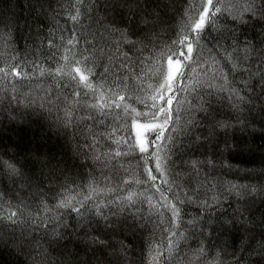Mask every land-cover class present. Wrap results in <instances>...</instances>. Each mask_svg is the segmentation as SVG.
<instances>
[{
	"label": "trees",
	"instance_id": "trees-1",
	"mask_svg": "<svg viewBox=\"0 0 264 264\" xmlns=\"http://www.w3.org/2000/svg\"><path fill=\"white\" fill-rule=\"evenodd\" d=\"M139 3L143 11L133 3L131 10L112 12L104 0H0V67L20 63L28 74L0 77V155L22 172L12 177L0 171V264H149V246L167 244L171 213L161 207L160 194L147 193L159 213L145 205L146 196L124 200L129 190L145 191L121 185L136 170L138 153L104 155L124 135H99L119 124L115 113L101 125L81 119L88 112L82 109L74 123L60 125L71 89L54 71L40 73V67L63 63L59 56L75 32L79 50L92 53L93 80L106 94L116 85L131 95L146 88L155 80L146 78L154 58L177 39L186 11L199 0ZM250 3L222 0L224 11L200 39L208 63L191 73L190 90L179 94L180 119L162 153L171 190L157 183L180 210L174 230L182 236L170 256L153 264H264V11L257 4L253 16L246 11ZM74 6L81 8L76 23L70 19ZM145 12L147 26L140 23ZM113 26L135 38V46L123 43ZM216 70L227 77L223 91L218 86L225 81L213 79ZM120 150L129 151L126 144ZM90 186L98 190L85 201ZM65 196L74 197L71 206L57 207ZM10 211L17 212L15 222L7 218ZM101 239L102 245L94 243Z\"/></svg>",
	"mask_w": 264,
	"mask_h": 264
},
{
	"label": "snow or ice",
	"instance_id": "snow-or-ice-1",
	"mask_svg": "<svg viewBox=\"0 0 264 264\" xmlns=\"http://www.w3.org/2000/svg\"><path fill=\"white\" fill-rule=\"evenodd\" d=\"M86 0H76V5H83ZM105 6L108 10L115 12L118 9L125 7L131 10L132 4L135 3L136 9L143 11L140 8L139 0H104ZM260 5V10L264 11V0H251L247 12L253 16L256 14V5ZM222 0H199L198 4H194L186 11L188 22L184 28L181 29L177 39L173 40L171 45L167 47L166 51H161L157 57L154 58V70L150 68L151 75L146 74L148 80L155 77L154 82L148 83L147 87L141 86L138 92L134 95L128 94L125 89H121L120 85H116V89L109 88L108 93L104 91L103 84L94 82L93 77L97 75L94 71V65L89 66V61L92 58V53L85 49L81 52L77 47L80 43V38L77 33L73 32L71 38L67 40V46L64 48V54L59 56L63 63H58L57 67L53 69H44L40 67L41 75L47 71L49 74L55 72V75L65 80V86L71 89L65 96L66 104L63 109V116L58 117L60 125L68 127L76 120V113L82 109H87V115L81 116V119L92 120L95 124L99 122L101 125L105 124V119L108 116H113V121H119L115 124L112 130L100 132L99 135L107 140H112L113 136L123 131L124 135L117 136L113 143L117 145L114 152L105 153L110 159L128 155L129 152L138 153V164L136 170L131 173V178H125L121 181V185H142L145 186V191L135 192L129 190L127 196L124 197L129 203H134V198L137 196H146L150 206L152 205L153 197L147 195L152 189H155L160 194L162 201L161 207L167 209L171 213L170 224L171 228L164 229L168 233L166 237V245L149 246V256L151 260L149 264H153L158 258L170 256L177 248V238L182 236V233L175 231L180 219V210L174 200L170 199L165 191L157 183L168 186L171 190V183L168 180V171L165 161L168 159L167 154L164 153L167 143L173 137L171 132L174 131L175 124L179 121L177 113V106L182 103L180 93L190 90V85L187 83L191 77V73L196 72L197 68H202L204 64L208 63L201 59V52L199 51L200 39L207 28L212 26L219 14H222ZM74 14L70 15V19L76 23L81 17V8L74 6ZM140 23L147 26L149 20L145 12L140 20ZM111 31L117 33L121 41L125 44L135 46L137 40L128 35L126 30H120L113 26ZM3 38V37H0ZM245 43L247 39L245 38ZM90 43V41H85ZM49 47H58L49 41ZM87 53V54H85ZM59 55V53H54ZM126 56L127 53H124ZM215 61L213 60V63ZM195 65L196 67H193ZM37 67V65H34ZM105 68V72H107ZM205 70L204 75H207ZM21 67L20 63L5 65L0 67V77L24 79L27 77ZM216 76H220L225 83L218 86L219 90H225L227 84V77L222 76L219 70H216ZM138 80L144 79L137 77ZM199 82V81H197ZM208 87H217L215 84H208ZM235 94L234 89H229ZM139 93H143L140 95ZM151 101V103H149ZM136 104L143 105V109H139ZM120 110V111H116ZM130 118V123H129ZM219 127L227 128L229 125L220 124ZM95 142V141H94ZM126 144L128 152L120 150V145ZM101 157L97 156L96 159ZM0 171L7 173L12 177L22 175L21 168L18 163L12 158H5L0 155ZM110 182V177H105ZM98 189L90 186L89 193L84 196V200H90L92 193ZM103 191V189H99ZM112 189H108L111 191ZM3 193H0V198ZM74 197L65 196L62 198L57 207H70L71 200ZM83 204V201H81ZM73 211L79 212L78 208L72 207ZM17 212L10 211L8 219L15 222L14 217ZM94 243L103 244V239L94 241ZM264 245V240L261 241ZM203 251V250H201ZM155 252V255H153Z\"/></svg>",
	"mask_w": 264,
	"mask_h": 264
},
{
	"label": "rangeland",
	"instance_id": "rangeland-1",
	"mask_svg": "<svg viewBox=\"0 0 264 264\" xmlns=\"http://www.w3.org/2000/svg\"><path fill=\"white\" fill-rule=\"evenodd\" d=\"M136 198H138V197H136ZM154 204H156V203H152V205H154ZM145 205H148V206H150L149 205V203H148V201L145 203ZM152 209H153V212L155 211V213L157 212V213H159V211H160V208L159 207H152ZM150 212V211H149Z\"/></svg>",
	"mask_w": 264,
	"mask_h": 264
}]
</instances>
